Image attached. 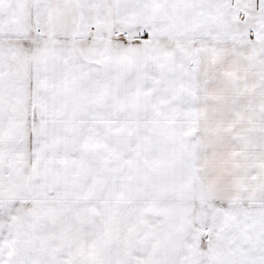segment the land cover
<instances>
[{"label":"snow or ice","instance_id":"1","mask_svg":"<svg viewBox=\"0 0 264 264\" xmlns=\"http://www.w3.org/2000/svg\"><path fill=\"white\" fill-rule=\"evenodd\" d=\"M0 264H264V0H0Z\"/></svg>","mask_w":264,"mask_h":264}]
</instances>
